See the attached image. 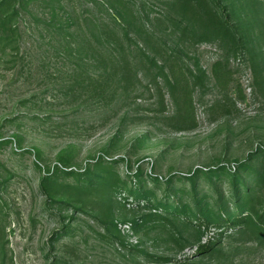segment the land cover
<instances>
[{"label": "rangeland", "instance_id": "374dc122", "mask_svg": "<svg viewBox=\"0 0 264 264\" xmlns=\"http://www.w3.org/2000/svg\"><path fill=\"white\" fill-rule=\"evenodd\" d=\"M231 1L243 20L258 17L248 12V0ZM173 2L121 0L137 22L142 21L155 38L161 39L157 42L161 54L165 53L164 42L168 47L177 45L185 52L176 61L182 71L189 67L199 72L200 67L205 72L202 85L191 88L195 125L189 122L191 126L183 129L172 125L174 107L168 89L162 75L156 77V88L151 81L155 74L152 68L146 74L137 65L139 81L126 93L119 90L107 98L104 107L95 105L94 98L91 101L81 89L86 77L82 70L90 69V54L78 53L74 45L91 38L95 25L105 20L100 4L92 0H31L28 11L20 10L14 16L15 30L7 29L1 36L0 140L6 142L0 145V224L5 226L8 242L7 264L117 261L112 248L99 237L102 229L93 218L102 216L109 206L102 205L93 212L54 202L48 209L47 198L38 186V177L47 169L65 168L66 164L67 169L83 170L96 160L115 159L114 170L121 177L139 169L165 179L218 164L233 169L235 161L264 147V90L254 81L248 59L231 56L228 81L223 87L217 85L211 65L221 50L210 39L195 42L189 35L180 37L173 24L177 18ZM256 3L258 14L264 0ZM51 6L58 13L54 23L64 25L61 31L48 27V16L42 15ZM65 13L71 14L72 20L65 22ZM260 16L264 18V12ZM70 45L71 50L67 49ZM79 58L87 64L81 62L77 77L74 70ZM60 177L64 182H74L72 176ZM200 181L199 194L209 192L208 182ZM188 185L175 177V188ZM164 186L162 183L159 195ZM184 198L190 196L186 193ZM110 203L119 236L129 246L168 257L176 264H264V246L248 232L239 234L237 228L228 227L209 235L173 218L149 223L135 232L129 220L137 218L140 222L148 211H130L136 208L117 196ZM70 215L74 216L70 219L72 234L62 232L57 237ZM208 242H213L217 251L198 254L199 245Z\"/></svg>", "mask_w": 264, "mask_h": 264}, {"label": "trees", "instance_id": "16d2710c", "mask_svg": "<svg viewBox=\"0 0 264 264\" xmlns=\"http://www.w3.org/2000/svg\"><path fill=\"white\" fill-rule=\"evenodd\" d=\"M92 1L103 7L106 18L95 25L90 33L91 38H84L74 45V50L78 53L90 54L87 55L90 69L82 70L86 72V77L82 79L81 89L88 93L91 101V97L94 98L95 105L104 107L108 99L113 98L119 90L126 93L139 81L137 65H141L146 74L154 69L155 74L151 81L157 84V75L163 76L174 107L172 125L176 129L191 126L189 122L195 125L191 88L202 85L205 72L200 67H197L199 72H193L189 67L187 72L182 71L181 64L176 61L182 59L185 52L177 45L168 47L164 42L165 53L161 54V48L157 44L160 38H155V34L149 32L142 21L137 22L129 8L121 4V0ZM256 2L257 0L247 1L248 12L258 16L249 21L240 17L231 0L173 2L177 12L173 24L179 29L180 37L189 35L195 42L210 39L221 50L220 57L211 65L214 81L220 87L228 81L229 58L240 56L248 59L254 81L264 90V18L260 16L264 8L257 14L259 10ZM30 3L31 0H0V41L7 29L15 30L12 24L14 16L19 15L20 10L28 11ZM42 15L48 16V27L54 26L57 31L64 28L63 23H54L58 17L54 6L49 7V11L42 12ZM64 15L65 22L72 20L71 14ZM252 25L255 29H251L254 28ZM67 49L71 50V45ZM79 59V66L76 65L77 70H74L77 77L80 73L78 69L81 70L82 67L81 62L87 64ZM156 88H159L158 84ZM5 142L0 140V145ZM116 161L99 159L83 170L67 169L65 164V168H55L52 171L47 169L38 177V186L47 198L48 209L54 202L70 205L74 210L85 209L93 212H97L102 205L109 206L106 213L102 216L93 215V218L102 229L99 237L112 248L114 256L117 257V261L112 264L174 263L168 257L150 254L125 244L119 236L115 213L110 206L111 200L116 196L136 208H130V211H148L140 222L137 218L129 220L135 232L145 229L149 223L170 222L173 218L183 226H195L194 229L199 233L205 231L208 234L211 228H237L239 234H253L259 245L264 246V147L252 151L244 160L235 161L233 169L218 164L198 167L188 173L170 175L165 179L139 169L131 173L125 172L121 177L114 170ZM34 165L40 169L39 164ZM68 175L73 177L74 182L60 179V176ZM175 177L186 180L189 183L188 188H175ZM202 179L208 182L210 190L199 194L198 186ZM162 183L165 186L162 188L163 193L159 195L158 190ZM224 186L226 187L223 189ZM186 193L190 199L184 198ZM54 197L66 200H55ZM73 217L68 216L69 222L62 223V231H59L57 237L62 232L72 234L70 219ZM5 236V226L0 224V264H7L9 257ZM213 247V242L201 244L198 254L217 251Z\"/></svg>", "mask_w": 264, "mask_h": 264}, {"label": "built area", "instance_id": "2783aa9c", "mask_svg": "<svg viewBox=\"0 0 264 264\" xmlns=\"http://www.w3.org/2000/svg\"><path fill=\"white\" fill-rule=\"evenodd\" d=\"M125 225H126V226H124V227H128V224H125ZM214 231H215V229H214V228H211L210 231H209V235H210V234H213ZM206 237H207V235L204 236V240L206 239Z\"/></svg>", "mask_w": 264, "mask_h": 264}]
</instances>
